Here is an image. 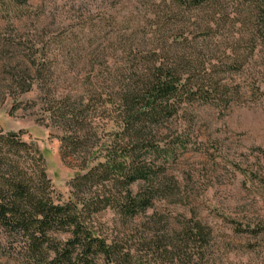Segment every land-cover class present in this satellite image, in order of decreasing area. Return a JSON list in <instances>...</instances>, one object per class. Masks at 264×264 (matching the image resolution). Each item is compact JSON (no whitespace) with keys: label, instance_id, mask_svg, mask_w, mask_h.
Segmentation results:
<instances>
[{"label":"trees","instance_id":"16d2710c","mask_svg":"<svg viewBox=\"0 0 264 264\" xmlns=\"http://www.w3.org/2000/svg\"><path fill=\"white\" fill-rule=\"evenodd\" d=\"M29 1L0 0V18L10 22L14 7ZM169 1L191 12L190 28H149L145 35H139L140 28H125L116 35L113 62L94 63L91 55L83 56L96 74L88 89L72 96L36 89L33 105L61 131L62 158L80 170L68 184L67 198L55 192L38 147L23 141L21 132L0 130V230L21 259L33 264H163L151 262L148 253L123 239L103 236L94 217L110 210L133 220L177 189L165 168L173 150L161 147L165 124L194 102L229 106L240 93L230 76L245 70L264 41V0H232L230 12L220 0ZM163 6L152 4L153 19L169 22L174 9L167 12ZM219 26L249 30L227 37L229 32ZM230 38L221 56L210 48ZM240 45L246 48L238 52ZM39 52H32L31 67L25 68L30 82H17L22 93L43 81L46 59ZM96 105L110 125L100 145L91 142L98 132L91 133L94 118L88 109ZM176 236L185 243H205L209 232L201 222L189 221ZM171 248L170 264H195L185 244Z\"/></svg>","mask_w":264,"mask_h":264},{"label":"rangeland","instance_id":"374dc122","mask_svg":"<svg viewBox=\"0 0 264 264\" xmlns=\"http://www.w3.org/2000/svg\"><path fill=\"white\" fill-rule=\"evenodd\" d=\"M231 1L220 0L226 12L235 7ZM152 4L164 5L167 12L174 9L170 21L154 20ZM190 13L169 0H31L14 7L10 22L0 18V130L21 132L23 141L38 147L58 196L67 198L68 184L80 170L71 159L62 158L61 131L33 105L36 89L55 96L83 92L96 75L83 63L84 55H91L94 63L108 58L113 62L117 33L125 28H140L139 35L149 28H190ZM218 28H225L231 35L227 37L249 30ZM230 44L231 38L210 48L218 56ZM33 51L45 55L43 81L32 92L22 93L17 82H30L25 68L31 67ZM229 80L240 92L229 106L194 102L165 124L161 147L173 150L165 168L177 189L133 220L110 210L96 215L103 236L127 241L131 248L148 253L151 262L170 264L171 247L180 243L194 253L195 264H264V41L245 70ZM94 108L88 109L94 118L90 131L98 136L91 142L100 145L110 125L99 105ZM189 221L206 227L205 243L176 239ZM5 238L0 230V264H33L21 259Z\"/></svg>","mask_w":264,"mask_h":264}]
</instances>
